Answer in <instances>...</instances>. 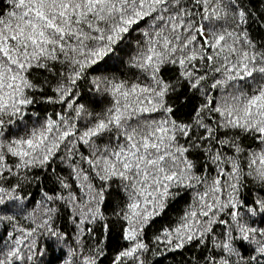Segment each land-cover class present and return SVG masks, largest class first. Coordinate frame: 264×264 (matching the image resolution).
<instances>
[{
    "label": "snow or ice",
    "instance_id": "1",
    "mask_svg": "<svg viewBox=\"0 0 264 264\" xmlns=\"http://www.w3.org/2000/svg\"><path fill=\"white\" fill-rule=\"evenodd\" d=\"M0 264H264V0H0Z\"/></svg>",
    "mask_w": 264,
    "mask_h": 264
}]
</instances>
